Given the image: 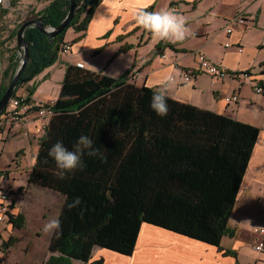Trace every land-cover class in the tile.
Instances as JSON below:
<instances>
[{
	"label": "trees",
	"instance_id": "obj_1",
	"mask_svg": "<svg viewBox=\"0 0 264 264\" xmlns=\"http://www.w3.org/2000/svg\"><path fill=\"white\" fill-rule=\"evenodd\" d=\"M101 1L75 0L80 11L54 39L27 27L30 56L14 97L20 86L57 61L69 28L86 30ZM70 6V0H52L31 19L44 16L45 26L55 27ZM12 56L3 71L0 99L19 66ZM130 73L111 77L104 71L67 65L53 105L55 114L39 140L37 161L28 178L29 184L65 197L59 215L63 235L57 239L54 233L49 245L58 255L52 254L44 264H103V259L92 260L96 246L132 255L144 221L220 249L222 238L235 234L228 226L229 215L260 129L169 96L168 114L160 117L150 107L156 88L137 86ZM32 94L26 96L27 104H32ZM41 107L32 105L29 111ZM81 135L91 137L106 159L85 154L86 167L61 180L49 150L58 141L71 150ZM76 198L79 204H74ZM11 221L18 228L25 224L20 214L12 215ZM14 240L5 241L4 247Z\"/></svg>",
	"mask_w": 264,
	"mask_h": 264
},
{
	"label": "crops",
	"instance_id": "obj_2",
	"mask_svg": "<svg viewBox=\"0 0 264 264\" xmlns=\"http://www.w3.org/2000/svg\"><path fill=\"white\" fill-rule=\"evenodd\" d=\"M169 1L174 3L171 10L186 21L190 34L184 41L173 43L152 36L148 38L147 30L138 26L133 18L132 12L137 7L143 6L149 11L167 10ZM11 10L0 6V23L1 16L5 17ZM237 16H242L244 22L233 23ZM13 27L14 24L4 29L0 27V85L3 71L14 55ZM231 27L233 30L229 34L227 29ZM65 40L71 43V51L44 71L45 76L53 80L52 72L60 69L56 84H53L56 93L49 90L52 85L40 73L20 86L18 95L28 96L33 91L34 105L56 99L67 65L80 62L91 71H104L111 77H121L130 71V81L137 86L156 88L161 78L170 75L174 83L168 90L169 97L255 125L261 131L229 215L228 226L235 234L222 238L221 249L144 221L132 255L96 246L92 260L103 259V264H264V252L254 250L260 238L254 230L264 223V94H258L254 86L257 83L264 85V0H102L86 30L77 32L71 27ZM124 46L131 47L122 52ZM98 48L103 49L97 54ZM15 51L17 56L21 54L19 49ZM199 52L222 64L229 72L251 71L252 75L250 78L234 76L215 80L200 73L191 82L184 83L181 70L198 69L196 53ZM235 93L239 100L227 103L225 97ZM45 122L48 120L42 119L36 111L30 112L19 125L4 122L0 116V170L11 175L14 169L17 176L23 177L19 178L22 183L14 182L22 192L21 188L17 192L11 186L10 192L14 195L17 192L12 205L13 215L20 214L25 218V224L20 228L14 223H0L1 264H5V257L22 244L23 238L32 235L33 230L46 233L44 226L50 220L59 219L64 204L65 197L56 190L28 183L40 148L42 132L39 128ZM4 184L0 183V188L4 189ZM54 197L58 199L57 204L51 200ZM13 229L17 237L14 244L5 248L3 243ZM53 234L46 233L48 249L47 246L37 247L41 255L40 252L35 254V248L30 255V247L24 246L30 257L28 264H44L52 254L58 255L49 248ZM76 264L84 262L77 261Z\"/></svg>",
	"mask_w": 264,
	"mask_h": 264
},
{
	"label": "clouds",
	"instance_id": "obj_3",
	"mask_svg": "<svg viewBox=\"0 0 264 264\" xmlns=\"http://www.w3.org/2000/svg\"><path fill=\"white\" fill-rule=\"evenodd\" d=\"M132 15L138 26L162 40H169L173 43L180 42L190 34L185 19L174 11L164 9L147 11L143 6H140L132 12ZM173 83V78L166 75L160 79L158 86L153 91L150 107L160 117H165L168 114V90ZM48 154L55 161L58 170L55 174L61 180L65 179L68 174L86 167L83 159L85 154L106 159L100 149L94 147V141L88 135H81L71 150L63 142L58 141L50 148ZM79 202V198H76L74 204H79ZM72 206L74 205H69V207ZM43 230L46 233L54 232L57 239L63 235L59 219L50 220Z\"/></svg>",
	"mask_w": 264,
	"mask_h": 264
},
{
	"label": "rangeland",
	"instance_id": "obj_4",
	"mask_svg": "<svg viewBox=\"0 0 264 264\" xmlns=\"http://www.w3.org/2000/svg\"><path fill=\"white\" fill-rule=\"evenodd\" d=\"M52 0H9V2H10V4H8V5H2V6H5V7H9V8H11L12 10H11V13L10 14H7L5 17H3V16H1L2 17V21H1V23H0V27L1 28H8L9 27V24H14L15 25V27H13V35H12V40H11V44L13 45V50H14V56L17 58V62L19 63V65H20V62H21V60H22V54H20L19 56H17V53H16V47H18L17 46V43H16V40H17V36L16 37H14V35H15V33H16V30H17V28H18V26L20 25V23H22L23 21L25 22V21H27L29 18H30V20H31V18L32 17H34L38 12H40L41 10H43L44 8H46L48 5H49V3L51 2ZM174 3H172V1H169V4H168V6H167V10H170V11H172L171 10V5H173ZM176 5H179V4H177L176 3ZM1 6V5H0ZM1 6V7H2ZM11 28V27H10ZM232 28V27H231ZM233 29V28H232ZM19 30V29H18ZM228 30V29H227ZM148 33V38L149 37H153V38H156V37H154L153 36V34L150 32V31H147ZM152 38V39H153ZM153 40H155V39H153ZM66 42V41H65ZM68 43H70V42H68ZM231 45V44H230ZM70 46H71V43H70ZM72 47V46H71ZM229 47V46H228ZM70 51H71V48H70ZM21 53V52H20ZM202 53V52H201ZM60 56H58V59L59 58H61L62 56H66V54L67 53H65V52H63L62 51V45L60 46ZM165 55V54H164ZM57 59V60H58ZM198 59V58H197ZM16 62V63H17ZM56 63V62H55ZM54 63V64H55ZM81 63V62H80ZM218 63V62H217ZM53 64V65H54ZM220 64V63H219ZM77 66H78V63H77ZM85 66V65H84ZM19 67V66H18ZM51 67V66H50ZM49 68V67H48ZM198 68H199V66H198ZM225 68V67H224ZM47 69V68H46ZM46 69L44 70V71H46ZM57 70H54L53 72H52V74H53V80H51L49 77H46L45 76V72L44 71H41L40 73L42 74V78L43 79H46V81H47V83L49 84V85H52L51 87H49V90L51 91V92H55L56 93V87H55V85L53 86V84H56V80H57V72H58V70L60 71V69L59 68H56ZM197 69V68H196ZM185 70H188V71H191V68H186V69H184V71L183 70H181L182 71V75H181V77H182V80H183V82L184 83H189V82H191V81H189V82H185L184 81V77H183V75H184V72H186V73H188L187 71H185ZM198 70V69H197ZM228 71V70H227ZM239 73H240V71H238ZM238 72H229L228 71V73L230 74L229 76H227V77H225V78H223V79H215V80H224V79H229V78H231V77H234V76H238V75H236L235 73H238ZM39 73V74H40ZM201 73H203V72H201ZM248 74H250V75H252L251 74V71H249V72H247ZM38 74V75H39ZM198 74H200V73H196L195 75H198ZM205 74H208V73H205ZM195 75L192 77V79L195 77ZM208 75H210V74H208ZM211 77H212V75H210ZM239 76H241V75H239ZM64 77H65V74H64ZM191 79V80H192ZM214 79V78H213ZM38 80V79H37ZM49 81H52V82H49ZM35 82H37L36 80H35ZM257 85L258 86H263V88H264V85H261V84H255L254 86H255V90L257 89ZM46 86L44 85V89H46L45 88ZM19 89V88H18ZM47 90H48V88H47ZM18 91V90H17ZM256 92L258 93V91L256 90ZM60 94V93H59ZM235 94H237L238 95V93H235ZM235 94H233V95H235ZM258 94H264V93H258ZM233 95H231V96H229V97H232ZM17 96L18 97H25L26 98V96H20V95H18L17 94ZM16 97V96H15ZM229 97H225V100H226V98H229ZM239 97V96H238ZM58 98V97H57ZM57 98L56 99H53V100H50V101H48V102H45L44 104H43V108L42 109H50V110H52V112H53V115L51 116V117H53L54 116V114H55V111H54V109H53V105H54V103L57 101ZM11 99H13V98H11ZM239 100V99H238ZM233 102H235V101H233ZM9 103V102H8ZM32 105H34L33 103L31 104V106ZM42 104H38V105H36V106H41ZM34 111H36L37 113L39 112V109H36V110H34ZM5 112V111H4ZM4 112H3V114H4ZM30 112H32V111H30ZM29 112V113H30ZM2 114V115H3ZM1 115V116H2ZM38 115H39V113H38ZM51 117L50 116H46L45 117V119H47L48 120V124H49V122H50V119H51ZM41 118H42V116H41ZM43 119V118H42ZM46 131V130H45ZM45 131L43 132V133H45ZM43 133H42V135H43ZM7 158V156L5 155L4 156V160ZM12 173L13 174H11V175H9L8 174V177H9V179L8 178H5V176H3V177H1L0 178V183L2 184V182L3 183H5L4 184V190H6V191H9L10 190V188L12 187V188H14L15 187V189H16V191L17 192H19V188H21L20 186L18 187V186H16V184L14 183L15 181H20L21 183H22V180H20L19 178H23V177H20L19 175L17 176V174H15L14 173V169H13V171H12ZM17 178V179H16ZM12 181V182H11ZM11 186V187H10ZM23 186V185H22ZM21 191H20V193L22 192V188L20 189ZM16 192V193H17ZM16 193H15V195H16ZM15 195H14V193H13V198H15ZM52 200V202H54L55 204H57L58 203V199L56 198V197H54L53 199H51ZM31 223H32V221H30ZM44 223L46 222V221H43ZM33 223H35L34 222V220H33ZM43 223V224H44ZM41 224V223H40ZM28 226H30V225H28ZM30 228V227H29ZM31 232V231H30ZM32 235L31 234H29V236H27V237H25V238H23L22 239V241H21V239H20V241H21V243L22 244H20V242H19V246L17 247V248H15V250L11 253V254H9L7 257H5V264H28V262H29V260H30V257L28 258L27 257V255H28V253H25L26 252V246H29L30 247V250H29V253H30V255H31V250L33 249V248H35L36 250H35V254L36 255H39V252H40V250L37 248V247H39L40 249H43L45 246H47L46 248L48 249V245H46V241L48 240V236H46V233H40L39 231H35V230H33L32 232ZM15 238V237H17L16 236V231H15V229H13V231H12V234H11V236L10 237H8V239L7 240H9V239H11V238ZM16 239V238H15ZM25 239V240H24ZM14 244V243H13ZM23 246V247H22ZM25 246V247H24ZM4 251V250H3ZM42 254V252H40V255ZM32 264V263H31Z\"/></svg>",
	"mask_w": 264,
	"mask_h": 264
},
{
	"label": "built area",
	"instance_id": "obj_5",
	"mask_svg": "<svg viewBox=\"0 0 264 264\" xmlns=\"http://www.w3.org/2000/svg\"><path fill=\"white\" fill-rule=\"evenodd\" d=\"M10 4L9 0H0V5H8ZM242 16H237L233 19V23H243ZM232 28H228L227 32L230 34L232 33ZM227 46H231L230 43H227ZM70 43L64 42L62 44V51L65 53L70 52ZM199 63V68L197 69H191V71L185 70L188 73L184 72V81L189 82L191 81L192 77L196 73H208L212 75V78L214 79H223L230 74L228 73L227 69L224 68L222 64H219L210 57H208L204 53H196ZM166 56V55H163ZM79 67H84V63H78ZM184 71V70H183ZM249 71H240V73H235L236 75H241L243 78H250L251 75L248 74ZM258 93H264L263 86H258L257 89ZM239 99L238 95L235 94L232 97L226 98L227 103H232L233 101L237 102ZM31 109V104H27L25 97H13L8 103V106L2 115L3 121L10 122L12 125H19L24 118L29 114V110ZM39 116L43 119H45L46 116H52L53 112L50 109H39ZM48 127V122H45L43 125L40 126L39 131L44 132ZM5 176V178L8 177V173L6 171L0 170V178ZM13 193L9 191L4 190L3 188H0V223L3 222H9L11 221V216L13 215L12 209H13ZM254 233L257 234L260 238L257 244L254 246V250L257 252H264V223L263 225L259 226L254 230ZM0 264H1V258H0Z\"/></svg>",
	"mask_w": 264,
	"mask_h": 264
},
{
	"label": "water",
	"instance_id": "obj_6",
	"mask_svg": "<svg viewBox=\"0 0 264 264\" xmlns=\"http://www.w3.org/2000/svg\"><path fill=\"white\" fill-rule=\"evenodd\" d=\"M70 2H71L70 11H68L65 19L58 26L46 27L44 22V16H40L35 19H31V20L28 19L19 27L16 43L18 49L22 54L21 55L22 60L20 62L17 71H15L9 86H7L5 93L0 99V116L6 110L8 106V102L11 100V98L14 97L16 88L21 79L22 72L25 70L29 60L30 42L26 39L25 36V31L27 27H36L39 30H41L45 35H48L51 39H54L57 35L61 34L68 26H70L71 21L80 11V8L76 7L75 0H70Z\"/></svg>",
	"mask_w": 264,
	"mask_h": 264
}]
</instances>
